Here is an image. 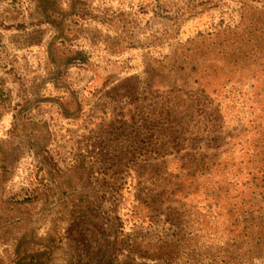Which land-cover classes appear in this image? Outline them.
<instances>
[{
    "label": "rangeland",
    "instance_id": "1",
    "mask_svg": "<svg viewBox=\"0 0 264 264\" xmlns=\"http://www.w3.org/2000/svg\"><path fill=\"white\" fill-rule=\"evenodd\" d=\"M263 5L0 0V264L203 247L264 165V35L224 33L259 34Z\"/></svg>",
    "mask_w": 264,
    "mask_h": 264
},
{
    "label": "trees",
    "instance_id": "2",
    "mask_svg": "<svg viewBox=\"0 0 264 264\" xmlns=\"http://www.w3.org/2000/svg\"><path fill=\"white\" fill-rule=\"evenodd\" d=\"M263 7L264 5L256 10L264 12ZM249 26L247 17L243 16L237 31H246ZM261 27L260 33L256 36L254 33L258 32V29L243 35L234 33L230 29H226L224 33L233 35L234 38L244 36L250 40L264 35V22L261 23ZM253 170L255 172L249 174L248 180L241 182L240 192L233 194L231 189L227 188L221 194V198L226 200L223 208L227 210L225 214L227 220L220 226L219 221L212 217L210 223L216 226L215 232L208 233L204 246L200 247V239L197 236L189 240H178L177 249H180L181 245H188V250L177 251L167 259L179 260V264H255L256 260L264 257V165L259 170L257 168ZM240 175L241 172L238 177ZM239 179L237 178L231 187L234 186L236 189L240 185ZM214 199L218 200V198ZM204 248L205 250L202 251Z\"/></svg>",
    "mask_w": 264,
    "mask_h": 264
}]
</instances>
